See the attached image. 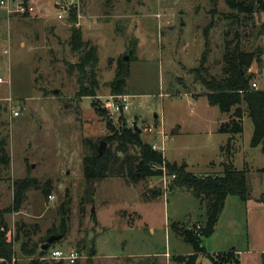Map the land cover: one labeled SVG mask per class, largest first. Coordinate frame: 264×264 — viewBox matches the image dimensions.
Segmentation results:
<instances>
[{"label": "rangeland", "instance_id": "374dc122", "mask_svg": "<svg viewBox=\"0 0 264 264\" xmlns=\"http://www.w3.org/2000/svg\"><path fill=\"white\" fill-rule=\"evenodd\" d=\"M1 1L0 139L8 142L11 165L1 170L0 206L12 204L13 181L18 178L49 181L47 194L55 195L49 200L42 190L31 188L22 210L5 216L15 251L7 264L44 262L48 252L41 245L60 234L59 208L66 193L72 197L69 231L52 245L78 249L76 264H173L172 255L193 252L172 223L199 229L206 222V205L192 192L173 188L167 176L137 183L121 177L103 179L96 183L93 202H86L81 211L84 140L107 146V138L124 124L134 128L137 123L149 144H161L159 131L165 132L166 159L195 174H215L231 162L249 170L250 194L264 187L262 174L251 169L263 153L261 147L251 146V118L244 115V131L234 138L219 132L230 115L208 99L192 71L205 56L209 74L222 76L226 41L240 42L256 56L251 82L264 86V12L229 18L225 0H80L75 26L98 47L100 87L95 97H79V54L69 45L74 25L70 15L57 19L54 0H3L5 5ZM18 3L33 9L19 12ZM87 13L79 24L80 15ZM129 49L124 94L131 96L130 108L117 113L106 107V101L118 95L109 84ZM11 107L20 114L14 116ZM18 221L26 223L29 238L21 233L17 240ZM24 241L37 245L33 255L21 253ZM203 241L206 246L207 238ZM206 251L197 264H214L213 253Z\"/></svg>", "mask_w": 264, "mask_h": 264}, {"label": "trees", "instance_id": "16d2710c", "mask_svg": "<svg viewBox=\"0 0 264 264\" xmlns=\"http://www.w3.org/2000/svg\"><path fill=\"white\" fill-rule=\"evenodd\" d=\"M225 2L230 9L227 14L229 18H238L241 14L252 15L264 12V0H225ZM77 15L76 9L71 10L70 18L74 25L69 38L72 51L79 54V61L76 64L78 72L77 96L95 97L100 87L96 74L99 63L98 47L85 40L81 28L75 26ZM207 35L208 31L205 30V37ZM225 49L223 55L225 65L222 76L209 74L204 63L205 56L202 57L200 66L192 71L195 73L196 79L206 88L205 93L208 99L218 105L222 112L230 115L228 121L220 124L218 131L232 136L242 133L244 131L243 117L247 114L253 122L251 145L254 147L261 145L264 154V89L252 87L251 81L255 74L250 71L256 60L255 53L243 50L240 42L232 45L230 40L226 41ZM129 76L130 63L122 58L118 63L114 78L109 84L114 94L126 93ZM228 145L230 146V142ZM84 146L86 153L83 157V172L86 187L81 199L82 212L85 211L84 204L94 200L96 183L109 177H121L128 183H137L144 178L176 174L171 186L176 189L188 190L202 203H205L206 222L199 229L193 230L184 227L179 221L172 223V229L181 234L193 248V252L190 254L172 255L170 260L173 264H197L199 254L207 252L203 240L213 233L225 207L227 197L237 195L243 200H247L250 194L247 182L248 169H238L231 162H227L223 163L221 172L195 174L187 170L186 165L168 161L161 151L154 150L152 144L143 141L141 132L135 128L127 127L126 124L118 133L107 138V146L102 149V152L100 151L101 145L92 138H85ZM10 165L11 155L8 150V142L3 138L0 139V198L3 180L1 170L9 168ZM260 170L264 172V166ZM48 184L49 181L41 183L31 176L13 181L12 204L5 208L0 206V264L11 263L15 256L13 242L8 238L9 228L5 216L22 210L27 200V192L31 188L42 190L46 195L49 189ZM49 195L51 194H47V198ZM71 204L72 197L70 193H66L59 208L62 237L66 236L69 231ZM26 226V223L22 221L17 222V240L21 233L25 238H29L25 234ZM36 249L37 245L30 246L28 241L22 242L20 246L21 253L26 256L33 255ZM210 256L214 264H239L234 250L210 254ZM55 263L67 264L63 261ZM39 264H43V261Z\"/></svg>", "mask_w": 264, "mask_h": 264}, {"label": "crops", "instance_id": "0c3cea01", "mask_svg": "<svg viewBox=\"0 0 264 264\" xmlns=\"http://www.w3.org/2000/svg\"><path fill=\"white\" fill-rule=\"evenodd\" d=\"M55 2L56 0L52 5L56 17L62 21L63 18H60L56 12ZM88 14L80 15L79 24L83 25L82 18L84 19ZM51 23L57 25L56 22ZM252 70L250 69L254 73ZM229 138H234V136L231 135ZM256 147H261V145ZM259 157V163L254 167L249 161L248 164L252 166L251 169L254 172L262 174L264 179V172L260 170L264 166V154L262 153ZM206 238L205 247L210 253L220 254L234 250L239 264H264V187L258 189L256 194H249L247 200L237 195H229L213 233Z\"/></svg>", "mask_w": 264, "mask_h": 264}, {"label": "built area", "instance_id": "2783aa9c", "mask_svg": "<svg viewBox=\"0 0 264 264\" xmlns=\"http://www.w3.org/2000/svg\"><path fill=\"white\" fill-rule=\"evenodd\" d=\"M5 1H1V5H5ZM80 5V0H56V12L60 18L67 17L70 15L71 10L73 9H78V6ZM18 11L25 13L28 10L33 9V7H28L27 5H23L22 3H18ZM7 9L9 13L13 12L11 2H8ZM76 9V10H77ZM78 12V11H77ZM0 81H3L2 78H0ZM252 87L255 89H264V86H261L258 81H253L252 82ZM130 98L131 96L129 94H118L112 96L110 99L106 101V107L112 110L113 112L117 113H125L129 110L130 108ZM11 112L13 113L14 116H18L20 114L18 109H14L11 107ZM162 137V142L161 144L159 143H153L152 148L156 151H161L163 153L164 150V143H165V138L166 134L165 132H161ZM164 154V153H163ZM165 169V168H164ZM166 177L165 180L166 182H171L173 179H175L176 174H164L162 177ZM49 200H53L55 198V195L51 194L49 195ZM48 254L46 255V258L44 259L45 261H49L53 264H56L55 262L58 261H63L64 263L67 264H74L78 261V259L81 257V253L78 249L76 248H71L69 250H65L61 247H55L54 245H51L48 248Z\"/></svg>", "mask_w": 264, "mask_h": 264}, {"label": "water", "instance_id": "95a60500", "mask_svg": "<svg viewBox=\"0 0 264 264\" xmlns=\"http://www.w3.org/2000/svg\"><path fill=\"white\" fill-rule=\"evenodd\" d=\"M131 53H132V49H129L126 52V54L123 56V59L126 61H129ZM55 92L58 93V90L55 89ZM134 128H135V130L142 132V130L137 126V123H134ZM102 144L103 145L100 147L101 152H102V149L106 147L105 143H102ZM61 238H62L61 234H53V235L49 236L47 238L46 242L42 244V249L47 250L50 247V245L54 244L56 241H58ZM43 264H53V263H51L49 261H45V262H43Z\"/></svg>", "mask_w": 264, "mask_h": 264}]
</instances>
